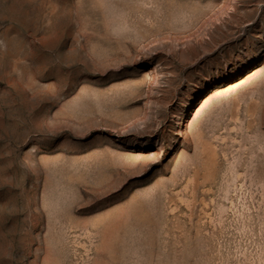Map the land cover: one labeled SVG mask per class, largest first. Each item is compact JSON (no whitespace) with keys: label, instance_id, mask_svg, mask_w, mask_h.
I'll use <instances>...</instances> for the list:
<instances>
[{"label":"rangeland","instance_id":"obj_1","mask_svg":"<svg viewBox=\"0 0 264 264\" xmlns=\"http://www.w3.org/2000/svg\"><path fill=\"white\" fill-rule=\"evenodd\" d=\"M0 264H264V0H0Z\"/></svg>","mask_w":264,"mask_h":264}]
</instances>
